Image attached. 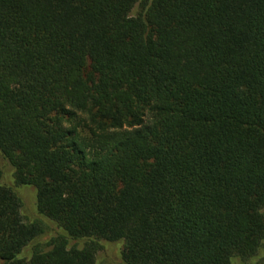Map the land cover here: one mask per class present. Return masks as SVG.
Returning a JSON list of instances; mask_svg holds the SVG:
<instances>
[{
    "label": "trees",
    "instance_id": "trees-1",
    "mask_svg": "<svg viewBox=\"0 0 264 264\" xmlns=\"http://www.w3.org/2000/svg\"><path fill=\"white\" fill-rule=\"evenodd\" d=\"M101 242L264 264V0H0V264Z\"/></svg>",
    "mask_w": 264,
    "mask_h": 264
},
{
    "label": "rangeland",
    "instance_id": "rangeland-1",
    "mask_svg": "<svg viewBox=\"0 0 264 264\" xmlns=\"http://www.w3.org/2000/svg\"><path fill=\"white\" fill-rule=\"evenodd\" d=\"M138 9V4H136L131 10L130 14L133 16L136 14ZM35 194L34 188L27 187L22 194L24 202V215L29 219L37 218L35 209ZM48 224V233L50 235L56 234L57 229L49 221L41 218ZM50 223V224H49ZM102 247L96 252L95 260L97 264H122L118 258L119 248L117 246H107L104 242H101ZM82 245V241L79 242V246ZM44 248V247H43Z\"/></svg>",
    "mask_w": 264,
    "mask_h": 264
}]
</instances>
